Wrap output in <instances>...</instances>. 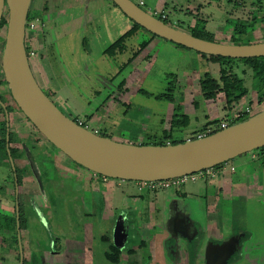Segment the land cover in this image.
Listing matches in <instances>:
<instances>
[{
    "label": "rangeland",
    "instance_id": "1",
    "mask_svg": "<svg viewBox=\"0 0 264 264\" xmlns=\"http://www.w3.org/2000/svg\"><path fill=\"white\" fill-rule=\"evenodd\" d=\"M81 1L57 0V3L52 4L51 8L63 9L64 13L59 12L62 18L56 24V18L51 23H49V18L45 25L38 24L39 30L36 33L30 35V30H28L27 34L26 45L28 48H35L38 52L42 44L45 46L46 37L50 40L48 47L46 46L42 54L40 53L41 55L37 52L38 55L35 57L28 56V59L33 67L41 63L42 71L51 81L49 90L56 91V96L52 97L48 89H43V91L51 97L56 107L71 119L79 118L90 130L103 133L108 138L117 141L135 142V144H154L163 141L164 132L171 130V120L174 113H176V108H178L181 112L189 114L191 124L187 128L171 130L172 139L188 138L193 134L192 132L199 126V122H195L196 117L198 116L201 120L204 112L206 113L212 108L211 103H205L202 100L200 102L196 99L199 93L198 79L204 72L210 73L214 69L218 70V63L207 61L205 56L192 49L184 47L176 49L175 44L162 39L159 46L153 50H147L145 53L147 58L149 56L151 58L147 60H152L149 61L150 66L141 61L135 64L134 68L127 67V62L131 60L133 52L138 49L137 44L149 36L150 33L140 29L126 40L124 52L116 53L117 56L104 54V49L126 31V25L131 24L132 20L117 6L112 5L109 0L107 3H110V6L108 5L107 8L92 1L88 4L85 3L86 0ZM97 1L104 2V0ZM132 1L136 4L138 2V0ZM145 1L148 5L153 6L156 0ZM35 2L32 6L36 5ZM226 3L223 2L224 6L227 5ZM243 4L248 8L255 6L254 10L260 8L261 10H258V13L255 11L254 21L255 23L264 21V0H244ZM42 6H44V3ZM231 7L234 8L233 6L225 8L224 12L226 14L221 13L215 7H211V11L217 15L214 16V22L229 18V22L227 24L224 22L223 27L232 32L234 22L238 20V17H241L240 21L243 22L246 19L240 15L244 11L234 9L231 12ZM144 9L151 14L155 10L150 9L147 5L144 6ZM29 10L28 18L41 14L40 11L32 12V9ZM156 10L168 14V24L190 31L188 29V19L191 18L186 16L185 12L175 11L171 7L167 8V11ZM43 12L45 13V9H43ZM4 17L7 18V12ZM175 21L179 23L176 24ZM257 26L260 28L259 30L247 34L246 37H240L239 42L263 41L264 25ZM213 27L214 24L210 25L209 30H214ZM209 30L206 33L212 34ZM50 34H53L51 39ZM4 35L5 26L0 29V70ZM227 41L226 43L234 42L231 39ZM232 66L233 70L244 78L249 91H253L254 81L250 67L240 61H236ZM130 69L133 70L132 74H128ZM186 71H190L188 76H184ZM1 76H3V73ZM166 95L171 96L172 100H167ZM132 138L135 141L130 140ZM40 140L46 142L43 136ZM49 147L58 151L54 146L49 145ZM263 154L264 149L259 148L224 162L227 166L233 165L235 167V172L229 174L231 182H243L245 188L239 192H234L236 197L232 196L233 191H224L223 196L227 199L221 203L224 208V216L220 227L221 232L227 233L239 229L249 232L250 242L243 249L242 257L249 254V249L256 245L258 247L257 251H259L256 255L258 257L256 264H264V165L262 167L258 166ZM258 156L260 159H256ZM63 160H65V157L62 158ZM45 162L51 170L48 160ZM85 171L87 174L91 173L90 170L86 169ZM6 172L7 175H5ZM53 179L49 186L51 190L44 187L45 190L41 193L42 196L47 191L48 194L53 193L51 195L53 200L49 209L51 213V219L49 218L51 231L54 235L60 233L64 234L63 236L76 239L78 238L77 235H82L80 225L83 218L81 211L82 186L81 184H70V186H66V183L60 184L62 190L60 193L56 190L59 180L55 177ZM108 179H110L109 182L117 181L113 178ZM3 184L12 187L13 183L10 170L4 171V168H0V186ZM177 189V191L173 189L159 191L156 195L158 197L172 196L175 193L189 195L191 198L188 200L191 202L192 211H197L195 213L197 218L195 214L194 216L201 223L203 220L201 219L200 210L203 209V204L194 201L197 200L199 193L203 192L201 181H187ZM20 190L22 198H26L28 196L26 185ZM0 191V193H4L1 189ZM125 191L126 193L136 192L132 187L126 188ZM115 196L118 197L116 192ZM90 197L91 195H89ZM211 205L215 206L213 203ZM40 230L43 229L39 220L34 216L28 226L29 234L38 238L41 235ZM134 235H136V231ZM163 237L167 239L166 236ZM23 238L26 241V234H23ZM72 244V247H74L75 243L72 242ZM95 244L94 263L100 264L104 261L103 251L107 244L104 242H95ZM0 245H2L1 239ZM26 245L25 242L27 249ZM168 246L169 248L165 245L162 247H165L166 256H168V250L174 247L173 245ZM70 251L73 252L74 250L71 248ZM4 254L6 252L0 250V256H4ZM10 254L6 256L15 254V249H11ZM66 257H68V254L62 252L56 255L54 260L56 264H67ZM243 262L249 264L247 260ZM250 264L253 263L250 262Z\"/></svg>",
    "mask_w": 264,
    "mask_h": 264
},
{
    "label": "flooded vegetation",
    "instance_id": "2",
    "mask_svg": "<svg viewBox=\"0 0 264 264\" xmlns=\"http://www.w3.org/2000/svg\"><path fill=\"white\" fill-rule=\"evenodd\" d=\"M90 1L93 3L96 1L97 4L104 5V8L109 7L110 3L115 5L112 0H109V4L107 3L108 0H104V2L86 0L85 3L87 4ZM233 1L236 3H233L232 6H240L236 0ZM32 11L35 12L33 9ZM162 13L164 12L162 11ZM164 15L165 18L155 17L167 23L169 16L167 13H164ZM194 17L195 22L191 27L195 25L198 19L205 22L201 17ZM47 19L51 23L53 17H43L40 14L33 15L27 19L25 32L27 56L35 57L38 53L42 54V51L46 49L48 45L47 41L45 46L42 44L38 52L33 47L28 48L26 40L28 30H30V35H33V33L39 30L38 24L45 25ZM59 19L61 17L56 18L55 24ZM245 19L250 21L254 18ZM228 22L229 18L227 19ZM30 23L34 24L33 28H29ZM178 23L176 22V24ZM126 26V31L123 34L132 28L133 21ZM191 27H188V29ZM176 28L181 29L178 26ZM140 29H137L136 32ZM144 31L147 30L145 29ZM184 31L188 32L187 30ZM151 34L143 40L150 37L162 40L159 37H152ZM232 34L233 31L231 32V37ZM52 35L50 34V39ZM130 36L124 39V49L121 52H124L126 49L125 43ZM231 40L233 39L231 38ZM141 42L137 44L140 50L147 46V44L141 46ZM154 45L159 46V44ZM135 51L132 57L135 56ZM207 61L209 60L207 59ZM40 64L38 63L39 66L36 64V67L30 64V68L41 89H48L52 96V90L47 88L45 81L47 80V76L44 71H40L42 70ZM1 74L2 69L0 70V168H4V171L10 170L13 184L12 187L6 184L0 186V189L4 192L0 193V239L2 241L0 250L6 252L4 256H0V264H56L54 258L62 252L68 254V257H66L67 264H95V242L107 244L103 251L104 261L100 264H244V260H247L249 264L250 262L253 264L257 263L258 257L256 255L259 251H257L258 247L256 245L252 249H249V254H245L242 257L243 249L250 242L251 236L249 232L239 229L226 233L220 230L222 217L224 216V208L221 203L227 199L223 196V192L233 191L232 196L236 197L234 193L235 187H233V184L235 185L236 183H232L230 180L223 186L214 187V182L212 181L219 174L215 177H198V172H200L198 171L187 175L185 178L159 180V183L154 187L150 184L153 181H133L118 178H113L117 179V181H113L114 188L104 187L103 183L108 182L110 180L108 178L110 177L92 172L93 176L89 178L85 168H79L75 162L70 160L60 150L58 152L49 147V145H53L35 128L23 113L19 123L23 122L26 128L22 132L11 130V126L14 125H11V123H14L13 116L14 114L16 115L15 112H17L18 116V113L20 114L21 111L13 101L4 76H1ZM253 87V90L260 96L259 104H261L263 96L258 92L255 83H253ZM48 97L51 99L50 96ZM233 111L228 112L226 116H229ZM73 120L77 121L79 118ZM215 120L217 122H212L203 126V128L201 127L193 131V134L190 135L191 139L197 138V134L205 133L208 127L213 128L209 134L218 131L216 128L220 120ZM81 125L88 128L83 122ZM188 126L189 123L185 127H171L170 125V128L173 130L187 128ZM170 131L164 132L163 138L168 134L171 136V138L163 139L165 144L167 141L172 144L171 141L174 140ZM94 132L98 134V131ZM42 136L46 142L40 140ZM64 157L65 160L62 161ZM256 158H259V156ZM46 160H48L52 171L47 166ZM259 165L261 167L264 165V154ZM207 169L212 171L229 169L233 173L235 172L233 165L227 166L225 163ZM5 175H7V172ZM54 177L59 180L56 190L60 193L62 191L60 184L66 183V186L81 184L82 186L81 211L83 218L80 223L82 235H77L78 238L76 239L63 236L64 234L60 233L54 235L51 231L49 223L51 213L49 209L51 208L50 203L53 200L51 195L53 193L48 194L47 191L44 196L41 193L42 191L44 192L45 188L47 190L50 189V182ZM198 180L203 185V192L199 193V195L197 194V200H194L195 197L193 200L202 202L203 204V209L200 210L202 218L199 217L203 220L201 223L196 219L195 213L197 211H192L191 202L188 200L191 198L189 195L178 193L167 197H158L156 195L157 192L167 189L177 191V188L187 181L194 182ZM5 182L7 181L5 180ZM24 185H26L28 195L26 198H22L20 192V189ZM131 187L136 192L126 193L125 189ZM115 192L118 194V197L115 196ZM89 195H91L90 198ZM211 202L215 204L214 207L211 205ZM34 216L39 220L40 226L43 229L40 230L41 235L38 238L34 235L30 236L28 231V226L32 219H34ZM135 231L136 235H134ZM23 234H26V241H24ZM163 236H166L167 239H164ZM72 242L75 243L74 247H72ZM167 243L174 246L168 250V256H166L165 247L162 248L163 245L169 248ZM71 248L74 250L73 252L70 251ZM11 249H15V254L6 256L10 254Z\"/></svg>",
    "mask_w": 264,
    "mask_h": 264
},
{
    "label": "water",
    "instance_id": "3",
    "mask_svg": "<svg viewBox=\"0 0 264 264\" xmlns=\"http://www.w3.org/2000/svg\"><path fill=\"white\" fill-rule=\"evenodd\" d=\"M133 22L173 44L198 53L229 58L264 57V40L209 41L173 27L132 0H112ZM32 0H0V22L7 12L1 69L10 95L24 116L79 167L133 181L177 178L264 147V104L225 129L175 144H134L97 134L62 113L37 83L25 47Z\"/></svg>",
    "mask_w": 264,
    "mask_h": 264
},
{
    "label": "crops",
    "instance_id": "4",
    "mask_svg": "<svg viewBox=\"0 0 264 264\" xmlns=\"http://www.w3.org/2000/svg\"><path fill=\"white\" fill-rule=\"evenodd\" d=\"M34 1H36L35 2L36 5L32 6ZM236 1H237V3L240 6L239 7H234L233 6L234 8L231 7L230 10H231V12H233L234 9H237V10L241 9L245 13V14L244 13L240 14V15H242V18H250V19L255 18L256 17L255 11L257 12L258 10H261L260 8L254 10L255 6H252L251 8L250 7L249 8L245 7L244 4H243L244 0H236ZM144 2H145V6L147 5L150 9H155V10L156 9H162L164 11L165 10L167 11V8L171 7V9H173L175 11L180 10L182 12H185L186 16H189L191 18V19H188V27H191L194 24V22H195V17L194 16L201 17V18H203L205 20V22H206V25H205L206 30H209V26L214 24V27H213L214 30H212V31L209 30V31L213 33L215 41L228 42L227 40H230L232 38L231 37V31H228V30H226V28L223 27V23L225 22V24H226L228 18H226L225 20H220L218 22H214V20H215L214 16H217V15H215L211 11V7H215V9L220 10L221 13L226 14L224 12L225 8L232 6L233 3H236L233 0H156L155 3H153V6L148 5L145 0H144ZM223 2L226 3L227 5L224 6ZM43 3H44V6H42ZM56 3H57V0H32L30 9H33L35 12L40 11V13H41V15L43 17L50 16V17H53V19H55V17L58 19L59 17H61V16H59L58 13L59 12L63 13V9L56 10V8L55 9L51 8L52 4H56ZM94 3L97 4L96 1H94ZM87 4H88V2H87ZM44 7H45V13L43 12ZM257 25H260V26L264 25V21H262L261 23H255L254 24V30L253 31H249L247 34H251V32L255 33L257 30H259L260 28ZM247 34L246 35H242L240 37H246ZM240 37H237V38H240ZM46 41H47V44H48L49 39H46ZM160 41H161L160 39H158V40L157 39H152L147 44V46L144 49H141V50L137 49V51H135V56L132 57V59L127 62L126 66L127 67L130 66L131 68H134L135 64H137V63H139L141 61L144 62V63L146 62L145 64H148L150 66V62L149 61H152V60H147V59H151V58H150V56H149V58H147L146 57L147 55L145 56V53L147 52V50L148 51H150L151 49L153 50L157 46V45H154V44H159L160 45V43H161ZM164 41H166V40H164ZM175 48L176 49H182V47H177V46H175ZM184 48H186V47H184ZM187 49H189V48H187ZM198 54H200V53H198ZM117 55L115 54L113 56H117ZM140 59H142V60H140ZM206 59H208V58H206ZM218 70H219V68H218ZM218 70L214 69L212 72H210L212 77L218 78ZM40 71L42 72V70H40ZM129 71H130L129 74L133 73L132 69H130ZM189 74H190V71H186L184 73V76H188ZM183 77H182V79H183ZM45 81H46V84H47V88L50 89L51 88L50 87V84H51L50 79H48V77H47V80H45ZM181 81L183 82V80H181ZM198 81H199V79H198ZM199 94H200V87H199V93L196 96V99L200 100V102H201L202 99L199 98ZM52 96L53 97L56 96V91H53V89H52ZM261 96L264 97V94L261 95ZM202 101H204L205 103H209V104L211 103L212 108L210 110L206 111V113L204 112V116L202 117L201 120H200V118H198V116L196 117L195 122L196 123L199 122V126L197 128H195L196 130L200 129L201 127L203 128V126H205V125L210 124V123H208L209 121H212V120H215V119H219V120L225 119V116L227 115V113L230 112V111H233L235 109V107L253 105L254 106V110L257 111L262 106L261 104H259L260 103L259 94L255 90L249 91V89H248V93L245 96H243L240 100H238L236 102H232L229 105L227 104L226 98L223 96L222 92L218 93L216 98H214V99H210V100L203 99ZM196 109H198V108H196ZM15 113H16V115L14 114V116H13L14 117V119H13L14 123H11V125L12 124H14V125L11 126V130L22 132L26 128L24 126L25 124L23 122L19 123V121L22 118L23 114H22V112H20V114L18 113V116H17V112H15ZM179 113L180 114H185V113L181 112L180 110H179ZM185 115H187L189 117V114H185ZM190 124H191V121H190V117H189V125ZM196 125H198V124H196ZM184 139L188 140V139H191V137L189 136L188 138H183V139H180V140L184 141ZM256 159H260V158H256ZM90 172L91 173L87 174V176L89 178H91L93 176L92 171H90ZM232 173L233 172L231 170H229V169L223 170V172L220 173L214 179V181H212V182H214L213 186L217 187L219 185L220 186L221 185L222 186L225 185L226 182L230 181L229 174H232ZM86 182L88 183V181H86ZM113 185H114V183L113 182H109V181L106 182V183H103L104 187L107 186L108 188H111V189L114 188ZM233 187H235L234 192H239V191H241L242 189L245 188V184L243 182H238L235 185L233 184Z\"/></svg>",
    "mask_w": 264,
    "mask_h": 264
},
{
    "label": "trees",
    "instance_id": "5",
    "mask_svg": "<svg viewBox=\"0 0 264 264\" xmlns=\"http://www.w3.org/2000/svg\"><path fill=\"white\" fill-rule=\"evenodd\" d=\"M30 11V10H29ZM29 11L27 14V19L29 16ZM33 12V11H32ZM32 17V16H31ZM30 17V18H31ZM254 19L247 21L245 20L240 21L236 20L233 26V34L232 39L233 43H245L239 42V38L242 35H246L248 31L254 30ZM6 25V18L3 16L0 22V28ZM143 29L141 26L133 22L132 28H130L125 34L121 35L114 43L109 45L107 48L104 49V53L107 55H115L116 52H121L124 49V39L127 36L133 35L136 33L137 29ZM145 30V29H144ZM193 36L206 39L209 41H214L213 35L206 33L205 30V22L201 19H198L193 27L190 28L188 31ZM152 37H157L154 34H151ZM151 37L145 39L141 42V46H145L151 41ZM177 47H183L181 45L175 44ZM208 58L211 62H216L219 64V76L218 78L212 77L209 72L203 73L199 78V87H200V94L199 98L202 100H209L215 98L217 93L222 92L226 98L227 104H231L232 102H236L240 100L243 96L248 93V88L245 86V80L242 76L236 73L233 70L232 64L236 61H240L245 65L249 66L252 73V78L255 83V87L257 88L258 92L263 95L264 94V57H253V58H229L223 56H213L202 54ZM167 100H172L171 96H165ZM217 122L216 120L209 121L208 123ZM189 123V117L185 114H180L178 108H176V113H174V117L171 120V127H185ZM98 134L108 137L103 133L98 132ZM165 138H171L170 134L165 136ZM164 138V140H165ZM134 140V138L130 139ZM137 140V138H136ZM178 142H182V140H172L171 143L175 144ZM135 144V142H134ZM140 144H147V143H140ZM164 141L155 142L154 145H164ZM263 149V147L261 148Z\"/></svg>",
    "mask_w": 264,
    "mask_h": 264
},
{
    "label": "built area",
    "instance_id": "6",
    "mask_svg": "<svg viewBox=\"0 0 264 264\" xmlns=\"http://www.w3.org/2000/svg\"><path fill=\"white\" fill-rule=\"evenodd\" d=\"M137 5H138L139 7L144 8V6H145V2H144V0H138ZM149 13H150V12H149ZM150 14H151V13H150ZM152 15H154V16H158V17H160V18H165L164 13L159 12L158 10H153V14H152ZM26 25H27V23H26ZM33 27H34V24H33V23H30L29 28H33ZM261 104H264V97H263V101H262ZM253 111H254V106H253V105H246V106H242V107H235L234 111H233L232 113H230L229 116H225V119L220 120V122L218 123L216 129H217V130L225 129V128L228 127L230 124H232V123H234V122H237V121L243 119L245 116H248V115L252 114ZM77 122H78L79 124L82 123L81 120H77ZM212 130H213V128L208 127L205 133L197 134L196 137H198V138H199V137H203V136L209 134ZM166 144H170V142L167 141ZM231 169H233V168L231 167ZM203 170H204V169H203ZM222 172H223V170H221V169H218V170H215V171H212V170H210V169H206V170H204V171H200V172H198V175H197V176H198V177H201V176H202V177H208V176H209V177H215V176H217L218 174H220V173H222ZM189 175H190V174H189ZM186 176H187V175H185V176H181V177H177V178H185ZM193 177H194V176H193ZM193 177H192V178H193ZM177 178H173V179H177ZM157 183H159V181H153V182H150V184H152V187H154ZM164 186H166V185H164Z\"/></svg>",
    "mask_w": 264,
    "mask_h": 264
},
{
    "label": "bare ground",
    "instance_id": "7",
    "mask_svg": "<svg viewBox=\"0 0 264 264\" xmlns=\"http://www.w3.org/2000/svg\"><path fill=\"white\" fill-rule=\"evenodd\" d=\"M221 262V261H220ZM219 263V262H218Z\"/></svg>",
    "mask_w": 264,
    "mask_h": 264
}]
</instances>
